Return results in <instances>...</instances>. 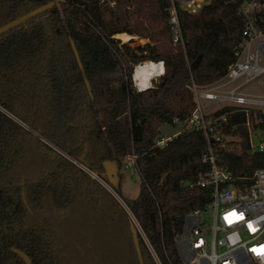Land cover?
Segmentation results:
<instances>
[{
  "label": "trees",
  "instance_id": "obj_1",
  "mask_svg": "<svg viewBox=\"0 0 264 264\" xmlns=\"http://www.w3.org/2000/svg\"><path fill=\"white\" fill-rule=\"evenodd\" d=\"M100 2L0 0V264H25L15 251L30 264H155L147 244L164 264H180L173 237L210 201L212 189L197 185L209 168L205 136L185 128L187 86L218 81L235 60V7L210 0L197 14L178 11L185 44L174 50L166 0H126L129 28L105 21ZM121 33L149 43L132 49L114 38ZM146 61L165 71L141 92L132 66ZM223 115L219 134L241 148L216 144L217 165L247 186L264 154L247 152L242 113L212 117ZM178 124L157 146L159 127ZM128 158L140 178L130 215L105 175L106 162Z\"/></svg>",
  "mask_w": 264,
  "mask_h": 264
},
{
  "label": "built area",
  "instance_id": "obj_2",
  "mask_svg": "<svg viewBox=\"0 0 264 264\" xmlns=\"http://www.w3.org/2000/svg\"><path fill=\"white\" fill-rule=\"evenodd\" d=\"M166 1L171 46L184 50L178 11L197 14L210 0ZM225 4L235 7L236 15L242 20L235 60L218 81L205 86L193 82L188 85L194 110L185 128L204 134V161L209 165L208 172L199 176L197 185L211 188L212 192L203 209L184 216L180 231L173 237L180 264H264V168L252 172L247 186H236L234 178L217 165L214 146L220 144L228 152L239 153L241 141L219 134L225 115L212 117L222 108L242 113L246 119L247 152L264 154V132L260 128L264 125V97L244 92L247 86L264 77V0H225ZM136 90L140 91L137 87ZM170 139L161 138L156 145L162 147ZM129 160L134 166V158ZM147 247L154 263L164 264L148 244ZM165 264L173 263L166 258Z\"/></svg>",
  "mask_w": 264,
  "mask_h": 264
},
{
  "label": "rangeland",
  "instance_id": "obj_3",
  "mask_svg": "<svg viewBox=\"0 0 264 264\" xmlns=\"http://www.w3.org/2000/svg\"><path fill=\"white\" fill-rule=\"evenodd\" d=\"M100 4L102 6V13L105 21L114 22L116 23L117 26L125 27V28H129L131 26V15L133 13V10L132 8L127 6L126 0H101ZM135 37L136 40H131L127 44L122 43L121 40L120 43L126 44L132 49H136L137 47H142L144 44L149 43L148 40L146 39H139L137 36ZM172 48L174 49V47ZM143 63L144 62L139 64H133L132 73H133V68L135 69V67ZM164 71H165V67H164ZM131 80L133 87L136 88L133 82L134 80L132 79V75H131ZM158 82H159V77L154 78L151 81V87L156 86ZM244 92L253 95L256 94V96L264 95V77L261 78L260 81L247 86L244 89ZM181 127H182L181 124H178L176 126L162 125L159 127L160 137L163 139L172 138L181 130ZM105 175H106L107 183L109 185V186L106 185V188L114 195V197L122 205L125 211L130 215L128 206L131 205L134 199L136 198L140 183L139 175L136 172L133 164L131 163L129 158L112 159L105 163ZM103 184L105 185V183ZM133 224L135 225V227L132 228L137 229V224L134 220H133Z\"/></svg>",
  "mask_w": 264,
  "mask_h": 264
},
{
  "label": "bare ground",
  "instance_id": "obj_4",
  "mask_svg": "<svg viewBox=\"0 0 264 264\" xmlns=\"http://www.w3.org/2000/svg\"><path fill=\"white\" fill-rule=\"evenodd\" d=\"M115 39L121 40L122 43H129L131 40H136V37L133 35H128L126 33L117 34L114 36ZM133 80L135 86L139 88V90L145 91L148 88H151V81L161 76L163 71V65L154 63L151 61H146L143 64L133 68Z\"/></svg>",
  "mask_w": 264,
  "mask_h": 264
},
{
  "label": "water",
  "instance_id": "obj_5",
  "mask_svg": "<svg viewBox=\"0 0 264 264\" xmlns=\"http://www.w3.org/2000/svg\"><path fill=\"white\" fill-rule=\"evenodd\" d=\"M199 61V58L197 60H195L192 64V68H194L197 63ZM95 176H92V178H94ZM15 253L25 262V264H30L29 259L25 256V254L19 252V251H15Z\"/></svg>",
  "mask_w": 264,
  "mask_h": 264
},
{
  "label": "crops",
  "instance_id": "obj_6",
  "mask_svg": "<svg viewBox=\"0 0 264 264\" xmlns=\"http://www.w3.org/2000/svg\"><path fill=\"white\" fill-rule=\"evenodd\" d=\"M256 95V94H255ZM258 96V95H257ZM261 96H263L264 97V95H261Z\"/></svg>",
  "mask_w": 264,
  "mask_h": 264
}]
</instances>
